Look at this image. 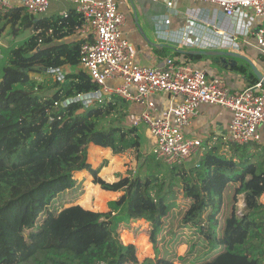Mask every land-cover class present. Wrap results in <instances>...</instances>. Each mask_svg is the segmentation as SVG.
Wrapping results in <instances>:
<instances>
[{
  "label": "trees",
  "instance_id": "trees-1",
  "mask_svg": "<svg viewBox=\"0 0 264 264\" xmlns=\"http://www.w3.org/2000/svg\"><path fill=\"white\" fill-rule=\"evenodd\" d=\"M82 23L74 9L41 19L21 6L0 14V38L30 31L5 49L6 57L1 55L0 264H175L164 258L139 262L135 245H122L115 232L117 224L143 219L155 247L179 192L190 202L182 225L203 238V258L195 264H264V165L251 161L257 150L251 152L249 144L218 139L188 167H170L150 154L151 165L133 179L119 177L113 184L96 179L102 189L123 193L108 202L103 221L100 213L72 205L68 194L81 186L74 175L91 170V143L100 140L113 155L133 152L137 158L143 148L135 127H120L130 112L122 98L111 95L87 106L83 101L64 105L98 90L78 68L82 40H66ZM173 53L180 56L178 50ZM238 61L228 69L248 85L256 83L249 66ZM52 69L64 71L62 82L49 79ZM227 189L230 199L223 207ZM240 194L244 208L238 216Z\"/></svg>",
  "mask_w": 264,
  "mask_h": 264
},
{
  "label": "built area",
  "instance_id": "built-area-1",
  "mask_svg": "<svg viewBox=\"0 0 264 264\" xmlns=\"http://www.w3.org/2000/svg\"><path fill=\"white\" fill-rule=\"evenodd\" d=\"M158 2L159 0H151ZM216 5L226 20L237 12L248 13L256 26L248 36L225 32L214 22L189 18L185 27L168 30L172 14H165L155 25L158 35L176 48L194 51L228 50L239 52L252 47L264 57V0H190ZM66 2L81 15L83 23L75 31L82 40L79 50V69L87 72L98 90L78 95L89 102H100L104 96H118L130 106L131 127L145 126L153 143L149 153L166 165L181 166L202 151L203 139L189 136L186 131L203 106L227 110L230 118L228 144L261 143L258 127L264 125V84L257 81L243 88L231 89L223 76L208 75L206 64L179 63L172 58L162 67L141 66L135 62V50L123 34L125 16L115 0H19V5L33 18L46 14L51 3ZM171 1L166 3L172 9ZM11 0H0V14L13 8ZM66 15V11L62 12ZM241 38V44L238 39ZM1 44V38H0ZM233 48H236L234 51ZM56 82L64 80V71H48ZM167 95L169 105L160 110L158 95ZM76 97V98H77ZM87 101V100H86ZM71 102L66 100L64 105ZM63 104V103H62ZM54 106H57L55 103ZM242 207L236 211L240 216Z\"/></svg>",
  "mask_w": 264,
  "mask_h": 264
},
{
  "label": "crops",
  "instance_id": "crops-1",
  "mask_svg": "<svg viewBox=\"0 0 264 264\" xmlns=\"http://www.w3.org/2000/svg\"><path fill=\"white\" fill-rule=\"evenodd\" d=\"M13 6L19 5V0H11ZM119 6L121 12L126 11L129 15L128 19L125 17V24L123 27V34L126 40L131 43L135 50V62L141 66H159L162 67L165 60L168 58L174 59L179 63H191V64H206L208 66V75H218L223 76L227 79V85L231 89L243 88L247 84L245 78L228 69L229 64H224L222 60L213 57L209 58L207 61L200 58L198 60H191L184 58V54L180 53L178 56L179 61L175 59V50L192 51L190 49L176 48L172 46L168 41L160 38L157 32V21L165 14H172L176 16L177 27L172 28L171 24L168 30L176 31L179 27H185L189 23V18H197L203 21L214 22L222 30L227 33L234 35H239L243 33L244 35L249 34L256 26L254 20L245 19L242 12H237L235 16L230 20H226L221 13V10L214 4L204 3L199 1L190 0H178L176 7L172 6V9L166 7V3L172 0H159L164 1V5H159V3H152L149 0H115ZM173 3V2H172ZM69 9H73V6L66 2L61 3H51L48 11L45 15L38 17L41 18H53L56 16H61L62 12H67ZM142 25L147 28L150 37L143 30ZM174 27V26H173ZM30 31L27 30L23 33L24 37H27ZM6 37V36H4ZM23 37V38H24ZM76 33L73 36L66 38L67 41L71 39H78ZM216 49V48H215ZM210 49V50H215ZM236 48H233L234 51ZM194 51V50H193ZM197 51V50H196ZM228 51V50H224ZM246 56L253 65L264 75V57L259 55L256 49L252 47L242 46L240 51L237 52ZM229 60V59H227ZM239 61L236 60V65ZM156 106L158 109H166L169 105V97L167 95H158L155 99ZM230 118V113L217 106H203L200 109V113L192 121L190 128L186 133L194 138L203 139V149L207 146H212L216 140L224 139L227 134V125ZM258 133L261 137V143L259 144H249L251 147L250 151H255V156L251 159L254 163H263L264 165V125L258 127ZM149 134V133H148ZM152 140L148 144L144 143L143 147L147 149L150 148ZM257 146V149H253ZM264 167V166H263ZM264 202V199L261 198Z\"/></svg>",
  "mask_w": 264,
  "mask_h": 264
},
{
  "label": "rangeland",
  "instance_id": "rangeland-1",
  "mask_svg": "<svg viewBox=\"0 0 264 264\" xmlns=\"http://www.w3.org/2000/svg\"><path fill=\"white\" fill-rule=\"evenodd\" d=\"M151 1V0H149ZM178 0H172L174 6L176 7ZM152 2V1H151ZM159 3V5H164V1L152 2ZM164 3V4H163ZM126 11H123L125 17H129ZM245 19H251L250 15L243 12ZM176 16H170L172 28H176L177 22ZM174 26V27H173ZM143 30L150 37L147 28L142 25ZM180 28V27H179ZM177 28V29H179ZM8 31V30H7ZM24 37L23 34H20L18 37L13 38L10 32L7 33L6 37L1 38L0 44V68L2 66L1 55L5 56V49L10 45H17L21 42V39ZM238 43L241 44V38H239ZM233 52V51H232ZM179 61L178 57H175ZM207 61L206 57H203ZM67 72V71H66ZM49 79L54 81L52 76H49ZM39 81V79H37ZM48 94V93H47ZM129 115L121 121V129L131 128L129 121ZM106 125V124H105ZM148 130L145 126H139L136 128V134L139 135L142 145L144 143L148 144L149 140L152 138L148 134ZM100 140L94 143H91L88 147L87 163L90 165L89 172L83 171L81 173L75 174L74 178L77 183L80 184L77 189H74L76 193L70 194L69 196L73 197L72 205H80L84 209L91 210L93 212L100 213L99 220H104V215L108 211V202L114 201L122 196V191L114 192L107 191L102 189L96 179H101L104 183L113 184L118 182L119 177L130 176L132 179L135 178L138 173H141L143 167L146 165L148 167L151 165L149 148L147 145L146 148H142L140 158H137L133 152H128L122 155H113L110 148L103 147L100 145ZM153 141L151 142V144ZM203 150V148H202ZM201 153V152H200ZM200 153L193 157L184 165L188 167L193 163L198 161ZM156 164V161L154 162ZM149 164V165H148ZM165 166L161 164V167ZM95 174H93L92 171ZM129 173H131L129 175ZM143 174V173H142ZM76 188V186L74 187ZM180 188V185L178 187ZM180 191V190H179ZM222 204L223 207L227 206V203L230 199L229 190L223 192ZM75 196V197H74ZM264 199V194L261 197ZM176 206L169 213L168 218L164 221V225L161 229V233L158 235L155 247L149 240L150 236V226L145 220L140 221H130L128 223L117 224L116 225V237L122 245L134 244L136 248V255L139 262H142L145 258L154 260V258H164L170 259L175 264H195L200 259L203 258V238L200 237L191 226L182 225V217L186 208H188L190 202L185 200L181 193L179 192L175 198ZM244 205V195L240 194L237 196L236 207H242ZM45 216L41 217V221ZM123 227V230L121 231ZM182 258V260H181Z\"/></svg>",
  "mask_w": 264,
  "mask_h": 264
},
{
  "label": "water",
  "instance_id": "water-1",
  "mask_svg": "<svg viewBox=\"0 0 264 264\" xmlns=\"http://www.w3.org/2000/svg\"><path fill=\"white\" fill-rule=\"evenodd\" d=\"M182 54L192 55V56H204V57H213V58H219L222 60V62L225 64H228V62H231V65H236V60H241L245 62L249 68L251 69L254 76L257 78L258 81H261L264 84V75L257 70V68L253 65V63L244 55L232 52V51H224V50H209V51H183L178 50ZM229 59V60H227ZM225 64V65H226ZM230 66V64H229ZM226 66V67H229ZM89 97H86L85 100H83L82 97H77L74 99H71L70 101H84L89 102ZM87 100V101H86Z\"/></svg>",
  "mask_w": 264,
  "mask_h": 264
}]
</instances>
